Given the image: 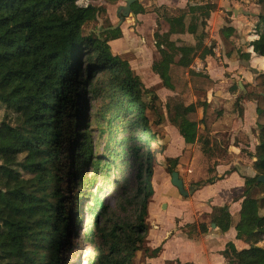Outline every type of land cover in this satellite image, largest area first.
Listing matches in <instances>:
<instances>
[{"label":"trees","instance_id":"16d2710c","mask_svg":"<svg viewBox=\"0 0 264 264\" xmlns=\"http://www.w3.org/2000/svg\"><path fill=\"white\" fill-rule=\"evenodd\" d=\"M78 1L0 0V110H5L0 121V264H62L60 249L83 213L95 229L88 238L94 251L86 264H135L138 251L155 257L161 250L145 247L147 206L154 194L151 146L157 133L147 117L141 78L111 52L109 41L122 36L119 26L99 34L83 32L85 20L104 7L90 3L97 0ZM256 3L264 22V0ZM213 9L212 4L188 5V21L186 12L163 15L167 33H153L159 58L152 70L175 96L166 103L167 120L185 143L201 141L203 152L212 149L208 134L222 111L214 110L205 96L214 80L192 63L207 54L204 25ZM131 12L145 9L134 0ZM232 31L222 28L226 36ZM186 33L194 36L193 44L170 39V34ZM257 35L249 44L264 57V31ZM191 92L199 97L185 105L181 96ZM252 92L260 120L251 155L255 174L242 176L241 208L233 224L236 238L248 247L237 250L228 242L221 252L227 264H264V247L258 245L264 240L262 204L250 195L255 187L264 188L257 181L264 176V68L255 75ZM198 107L201 117L192 120ZM159 115L158 124L164 119ZM178 160H172L168 173ZM73 186L75 196L69 193ZM105 187L118 189L113 211L103 202ZM210 222L227 231L232 225L227 206L214 208ZM198 227L207 231L204 223ZM187 228L190 235L196 224Z\"/></svg>","mask_w":264,"mask_h":264},{"label":"rangeland","instance_id":"374dc122","mask_svg":"<svg viewBox=\"0 0 264 264\" xmlns=\"http://www.w3.org/2000/svg\"><path fill=\"white\" fill-rule=\"evenodd\" d=\"M190 3H194L197 5H214V9L211 12H215V18L213 19L214 24L212 26L216 28H220L219 34L222 36L224 40V32H222V28L229 27V23L234 17L241 16V14L250 15L254 13V9H257L259 12L258 5L256 3L257 0H188ZM139 2V1H138ZM143 3L144 7L148 10L145 15H131L129 14L127 17H124V20L119 25L121 29L122 36L117 41H112L110 44V49L112 54L120 56L128 61L130 67L140 76L141 83L143 87V101L148 104V109L146 111L147 117L149 118L151 127L157 133V140L153 144V170L156 172V176L154 179V184H156L157 188V196L152 204V211L150 212L148 223H149V231H148V246L151 248L158 246L161 244L160 241L162 234L165 232L169 233L171 231H176L177 227L185 225L186 223L192 222L194 219V213L198 210H202L207 207L206 200L208 199L210 193L214 190H217V187L214 189L210 187H202L201 189H197L199 186H202L209 179L214 180L216 178V169L219 164H228L226 166L231 167V170L237 171L240 175L243 176L248 173V175L253 176L255 171L252 168V163L254 158L251 157L254 152L255 146L258 143V133L259 129L257 123L260 120L257 117L256 111V95L252 92V87L254 85L253 81L249 84H242L243 89L237 85L238 78H232V80H228L231 73H236L238 68H235L237 64L246 63V59L239 53V51H243L244 45L242 42L238 41V46H234L231 51L229 50V45L218 47L216 41L213 40L210 36V31H206L207 24L205 26L206 37L204 39V47L207 51V54L203 55L204 57H196L192 63V67L195 70H201L207 62H209L210 70L212 75L218 77L216 79L217 84L219 81H222L221 87H213V89L205 94L206 99L209 100L210 105L214 107L216 111H225L231 113L235 119L243 118L242 114L245 108V112H248L251 115L249 121H247L245 125V130L242 132L241 127L237 129L238 126H234L237 130L234 131V136L222 132L223 129H220L217 132H210L208 134L209 144H212V149L209 152H203L201 150L202 142L193 143V149H198L203 153V156L198 158L199 168L195 171L190 170H182L185 169L187 163L190 160L189 153L190 151H184L181 156H179V165L175 166L174 171H178L180 174L179 177L182 179L185 178L184 188L186 191L192 190L190 196L186 197L182 196L177 188L175 189L172 186L164 187V178L163 175L170 180V173L167 172V167L171 165L173 167L174 163L169 158L173 157L175 154L173 150L178 146V142L174 140L173 135V127L169 123L167 119V111H166V103H173L175 100V96H169L170 92L166 89L161 82L159 74L152 70L151 64L154 60H157L159 57L158 51L154 44L153 33L155 31H159L160 33H167L169 29V25L167 21L164 19L163 15H179L182 12H186L187 18L186 21L190 19V13H188V6L184 9H167L164 6H159L155 2L149 4L148 1H140ZM80 5H86L89 3L88 1H78ZM93 5H100V3H105L104 1H90ZM102 4V5H103ZM112 6L109 8V13L106 11L105 4L104 12H101L99 15H95L91 13V17L85 20V23L82 27L84 33L93 32L95 34H99L102 30L104 31L107 28L108 24L112 26H116L121 17V12L117 13V7L119 5H124L125 0L119 2L118 0L115 3H110ZM236 5V6H235ZM236 9V11L233 10ZM154 10L159 16L156 18L152 13ZM210 12V15H211ZM241 12V13H240ZM243 20V19H242ZM254 25L251 26V32L260 33L264 31V22L260 21L257 17ZM159 24V25H158ZM210 29V26H208ZM230 35V34H229ZM228 35V36H229ZM227 36V37H228ZM237 40L239 39L238 35L234 34ZM172 40L176 43H186L193 44L195 39L193 37L186 36L185 38H180L176 35L171 36ZM234 43V42H233ZM202 50V49H201ZM201 50L199 53L201 54ZM237 50V51H236ZM231 52V53H230ZM226 55L227 59H231L234 64L229 66V63H225L224 56ZM244 55V53H243ZM256 65V64H255ZM257 67H259L257 65ZM262 68V66H260ZM264 68V67H263ZM262 68V69H263ZM261 69V71H262ZM255 71V70H254ZM256 72V71H255ZM258 71L257 73H259ZM256 73V74H257ZM255 74V75H256ZM241 76V75H240ZM227 79V82H226ZM250 82V81H247ZM250 85V86H247ZM234 89L235 96L225 95L226 90L231 88ZM245 90V92H244ZM221 93V94H217ZM244 94L247 95L248 101L247 106L243 102ZM156 95V96H154ZM219 97L220 100L216 101L214 98ZM199 97V94L189 93L181 96V100L184 104L195 102ZM224 105V107H223ZM93 111H91L92 113ZM159 114H163L164 119L160 124L157 123ZM5 110H0V121L4 118ZM192 120H198L201 117V108L198 107L196 112L189 116ZM216 122V121H215ZM212 124V126L215 124ZM239 125V124H237ZM211 126V131H212ZM233 127V126H232ZM240 129V130H239ZM224 131V130H223ZM203 132L202 127H199V133ZM74 133V130H70V134ZM246 134V135H244ZM245 136V137H244ZM231 142V145L234 144V148L232 147L228 150V144ZM242 144V146H239ZM97 151H101V147H95ZM179 147H177V150ZM172 154V156H170ZM231 165V166H230ZM65 167L64 171H69ZM197 168V167H196ZM71 171H76L72 170ZM89 171V170H88ZM65 172V174H66ZM162 174V176H161ZM66 181L69 179L66 177ZM69 187V183L66 185ZM208 186V185H206ZM72 191L69 193L75 196L78 193V190L73 186L70 188ZM195 189H197L195 191ZM118 195L117 188H104L103 191V202L108 206L110 211H113L115 207L116 198ZM166 195L167 200L164 202L165 209L159 205L163 200V196ZM250 195L253 198H257L258 201L262 204L260 207L259 213L264 215V188L263 187H255L251 190ZM189 196V197H188ZM115 209V208H114ZM179 218L180 222L175 224V218ZM205 221L209 222V217L206 213L201 214L195 222ZM178 222V220L176 221ZM178 224V225H177ZM91 229V230H90ZM93 228L92 223L89 218L85 216L83 213V220L79 227L75 229L73 234L68 236L66 244H64V248L60 249V256L62 258V264H86L87 259L92 255L94 251V242L90 241L88 238H93L94 235L91 234ZM187 226L182 228V233L185 234L187 231ZM174 231V232H175ZM93 233V232H92ZM180 233V235L183 236ZM198 231L192 235H188V238H191L196 243L200 241V235ZM175 236V235H174ZM173 235L168 238L164 245V251L158 257L151 258V264H164L167 260H171L174 258H178L180 260H186L189 258L195 257L196 248L193 245L182 238L174 237ZM210 243V241H208ZM145 261L143 253H138L135 259V264H143Z\"/></svg>","mask_w":264,"mask_h":264},{"label":"crops","instance_id":"0c3cea01","mask_svg":"<svg viewBox=\"0 0 264 264\" xmlns=\"http://www.w3.org/2000/svg\"><path fill=\"white\" fill-rule=\"evenodd\" d=\"M98 1V0H97ZM99 1H104L105 3V7H106V11L107 13H109V8L112 6V4L106 2L105 0H99ZM119 2H121L122 0H118ZM139 3L143 6V8L145 9V12L142 14H137V15H145V13L147 14L148 10L146 9V7H144L143 3L140 1H148L149 4H152L153 2L158 4V7L160 6H164L167 9H184L186 6L188 5H195L194 3H190V1L188 0H138ZM103 3H100V5H102ZM103 4V5H104ZM102 5V6H103ZM236 6V5H235ZM234 11H236V9L233 8ZM158 10H154L152 13L155 15V17H158L157 12ZM254 13L250 14V15H246V14H241V16H237L234 17L231 20V22L228 24L229 27L231 26L233 31L230 32V35L227 37L226 35L224 36V40L222 39V36H220L219 31L220 28H216L214 26H212L214 24L213 19L215 18V12H211V15H209V17L207 19H205V23L207 24V28L206 31H210V36L213 40L216 41V44L218 47H222V46H227V44L229 45V50L231 51V49L234 46H238V41L242 42V44L245 46L243 51H239L240 54L242 55L245 59H246V63H241L239 62V64H237V66L235 68H238L236 73H231L230 77L228 80H232V78H238L237 79V85L238 87H240V89H243L244 86H242V84H247V83H251L253 81V77L255 76V74L258 71H261V69L264 67V57L263 56H259L258 54L254 53L252 51V47L250 46V41H252L253 39H256L258 37V33H254L255 30H253V32H251V26L254 25V22H256L255 20H257V15H258V10L254 9L253 11ZM241 13V12H240ZM174 15V14H173ZM191 16V15H189ZM187 18V15L185 17V19ZM243 19V20H242ZM124 20V19H123ZM210 26V29L209 27ZM219 29V31H218ZM234 34L238 35L239 39L237 40V38H235ZM172 35H176L180 38H185L186 36L188 37H193V35L191 34H172ZM170 34V39L172 38V36ZM119 39V38H118ZM118 39L115 40H111L109 41V44H111L112 41H117ZM195 39V38H194ZM172 40V39H171ZM234 42V43H233ZM237 51V50H236ZM231 53V52H230ZM248 54V55H247ZM224 59H225V63H229V66L231 67L232 64H234L233 62H231V59H227L226 55H223ZM209 62H207V65L202 66L204 69L203 71L206 72L215 82V88L216 87H221V85L223 84L222 81H219V83L217 84L216 79H218V77H213L212 72L210 70V66H209ZM256 64V65H255ZM257 65L259 67H257ZM262 66V68L260 67ZM256 72H255V71ZM241 75V76H240ZM250 81V82H247ZM227 82V79H226ZM250 86V85H247ZM231 88V87H230ZM245 88V87H244ZM167 89V88H166ZM168 91L170 92L169 96H174V93L172 92V90L170 91L168 89ZM245 92V90H244ZM217 94H221V93H217ZM223 96H228V98H230L231 96H235L234 93V89L231 88L229 90H226L225 95L223 94ZM214 100L219 101L220 98L217 96L216 98H214ZM209 101V100H208ZM247 95L244 94V98H243V102L245 104V107L247 106ZM193 102V101H192ZM190 102V103H192ZM189 103H186L185 105H187ZM212 106V105H211ZM224 107V105H223ZM214 108V107H213ZM256 109V108H255ZM243 118H237L235 119L234 116L231 115V113L227 112V110L223 111L222 114L220 115V117L216 120L215 124L212 126V131L211 132H217L220 129H223L222 132H225L226 134H228V136L230 135L231 137L234 136V131L237 130L239 127H241L242 132H244L245 130V123L247 121H249V117L251 116L248 112H245V108L242 114ZM255 116H256V111H255ZM165 119H167L165 117ZM239 124V125H237ZM238 126L237 129L234 126ZM233 126V127H232ZM173 127V135H174V140H176L178 142V146L179 147L177 150V147H175V149L173 150L172 154H175L173 157L169 158L171 161L178 157L181 156L183 154V152L186 151H190L189 156H190V160L187 163L185 169H183V166L181 165V169L182 170H194V173L196 170H198L199 168V163H198V158H200L201 156H203V153H201L200 150L198 149H193V143H185L183 138L179 135L178 131L176 130V128L174 126ZM220 128V129H219ZM240 130V129H239ZM238 131V130H237ZM246 135V134H244ZM245 137V136H244ZM233 140L230 141V143L228 144V150H230L232 147L234 148V144L231 145V142ZM239 146H242V144H240ZM172 154L170 156H172ZM178 165H179V160H178ZM228 164H219L217 166L216 169V178H214V182L212 184H204L202 186H199L197 189H201L202 187H210L212 189H214L215 187H217V190H214L210 193L208 199L206 200V206L205 208H203L202 210H198L194 213V219L192 222L186 223L183 226L177 227L176 231H171L169 233L165 232L164 234H162L163 236H161L160 241L162 240L161 244L158 245L161 247V250L159 251V253L155 256L158 257L159 255L162 254V252L164 251V245L165 242L168 240V238L170 236H174V237H179L182 238L183 240L191 243L193 245V247L196 248V253L194 254L195 257L193 258H189L186 260H180L178 258H174L171 260H167L164 264H227V260L225 259V257L221 254V252L224 250L225 245L228 242H231L234 244L235 248L237 250H240L242 248H246L248 247V244H246L245 242H243L240 239L236 238V230L234 229L233 224L238 220L239 217V212H240V208H241V201H242V197L241 194L243 192L244 189V181H243V177L239 176L240 174L235 171V170H231V167L228 168V166H226ZM231 166V165H230ZM197 167V168H196ZM196 169V170H195ZM178 172V171H177ZM156 176V172L153 173V180L155 179ZM162 176V174H161ZM180 176V174H179ZM243 176H250L248 175V173L246 175L243 174ZM164 179V187L166 186H172L170 180L167 179V177H165L164 175L162 176ZM182 179V178H181ZM183 181V185H185V178L182 179ZM208 185V186H206ZM173 187V186H172ZM175 189V187H173ZM195 189V191L197 190ZM176 190V189H175ZM157 188H156V184H154V194L152 197L151 202L149 203L148 207V217H147V222H148V218L150 215V212L152 211V204L154 203V200L157 196ZM191 194H189L190 196ZM188 196V197H189ZM163 200L160 202V206L162 207V205L164 204V202H166L167 197L166 195L163 196L162 198ZM166 206V205H165ZM165 206L162 207V209H165ZM221 206H227V211L230 213L231 218H232V225L230 226V228L227 231H221L216 225L215 227H212V224L215 223H211L210 222V214L212 212V210L216 207H221ZM167 207V206H166ZM206 213L209 217V222H205V221H200V222H195V220L201 215ZM178 220V222H176ZM180 219L179 218H175V224L179 223ZM195 223L196 224V230L193 231L191 234L193 235L195 233L194 236H196V232L198 231L199 233V227L198 224L199 223H204L207 226V231L206 232H202L200 235V241L199 242H195L194 240H192L191 238H188V234L185 232V234L182 233V228H184V226H187L189 224ZM149 225V223H148ZM178 225V224H177ZM149 231V229H148ZM183 234L182 235H180ZM190 234V235H191ZM148 236V235H147ZM146 236V237H147ZM208 241H210V243H208ZM258 245L263 246L264 247V240L260 241L258 243ZM158 246H155L153 248H151L150 246H148V238H146V243H145V247H147L149 250L154 249ZM143 253L145 261L143 264H151V258L153 257H148L146 256V254L144 253L143 250H140L137 252L138 253ZM136 254V256H137Z\"/></svg>","mask_w":264,"mask_h":264},{"label":"water","instance_id":"95a60500","mask_svg":"<svg viewBox=\"0 0 264 264\" xmlns=\"http://www.w3.org/2000/svg\"><path fill=\"white\" fill-rule=\"evenodd\" d=\"M133 2H134V0H125L124 5H119L117 7V13L119 14L121 12V17H120V20L118 21L116 26H119L122 23L124 17H127L129 14L134 15L131 12V5ZM112 27L113 26L107 27V28H105V30L110 29V28L112 29ZM178 176H179L178 172L173 171V173L170 174V182L174 187L177 188V190L179 191V193L182 196L186 197L187 195H189V193H191L192 190L186 191V189L184 188L182 179ZM257 181L264 184V176L259 175L257 177ZM164 206H165V204L162 205V207H164ZM212 227H215V224H212Z\"/></svg>","mask_w":264,"mask_h":264}]
</instances>
